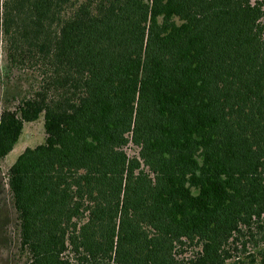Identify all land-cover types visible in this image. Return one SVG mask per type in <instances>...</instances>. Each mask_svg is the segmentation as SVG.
<instances>
[{"label": "trees", "instance_id": "trees-1", "mask_svg": "<svg viewBox=\"0 0 264 264\" xmlns=\"http://www.w3.org/2000/svg\"><path fill=\"white\" fill-rule=\"evenodd\" d=\"M1 51L39 84L0 159L45 134L7 171L21 264H264V0H0Z\"/></svg>", "mask_w": 264, "mask_h": 264}, {"label": "rangeland", "instance_id": "rangeland-1", "mask_svg": "<svg viewBox=\"0 0 264 264\" xmlns=\"http://www.w3.org/2000/svg\"><path fill=\"white\" fill-rule=\"evenodd\" d=\"M32 70L10 66L5 61L3 52H0V112L4 107V100H9V105L15 104L16 99L27 96L38 86L39 78ZM44 139L42 118L26 123L12 151L0 159V264H21L24 259L19 255L15 236V214L7 186V171L26 148L39 146L44 143Z\"/></svg>", "mask_w": 264, "mask_h": 264}]
</instances>
